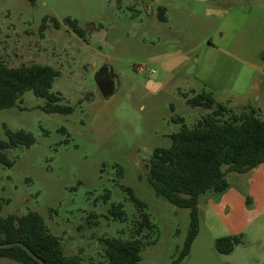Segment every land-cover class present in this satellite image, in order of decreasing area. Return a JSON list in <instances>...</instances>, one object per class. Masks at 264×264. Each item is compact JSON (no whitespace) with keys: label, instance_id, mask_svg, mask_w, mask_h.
<instances>
[{"label":"rangeland","instance_id":"374dc122","mask_svg":"<svg viewBox=\"0 0 264 264\" xmlns=\"http://www.w3.org/2000/svg\"><path fill=\"white\" fill-rule=\"evenodd\" d=\"M158 7L165 9V22L157 18ZM67 17L77 20L83 38L64 23ZM208 21L202 0H0V60L9 67L54 68L59 76L50 91L72 108L70 114L45 113L46 100L26 91L0 110L1 141L3 126L34 139L27 148L6 151L12 166L0 165V216L35 212L66 256L101 261V237L133 235L137 212L129 188L154 225L142 238L138 264H171L186 238L189 210L154 195L147 179L154 148L170 145L169 135L181 128L178 118L191 128L207 114L186 103L203 91L232 109L255 108V94H228L202 79L215 26ZM103 78L110 89L104 93L96 85ZM257 95L263 102L264 91ZM220 194L199 197L198 233L179 264H264L262 232L255 241L248 232L236 234L241 242L229 254L215 251L214 240L226 232L212 206ZM117 204L124 221L109 214ZM0 264L18 263L0 258Z\"/></svg>","mask_w":264,"mask_h":264},{"label":"trees","instance_id":"16d2710c","mask_svg":"<svg viewBox=\"0 0 264 264\" xmlns=\"http://www.w3.org/2000/svg\"><path fill=\"white\" fill-rule=\"evenodd\" d=\"M34 3L35 0H29ZM157 18L165 22V9L157 8ZM46 17L41 28H44ZM54 27L59 23L52 18ZM64 23L79 38L85 31L77 20L64 19ZM59 76L58 71L48 65L29 64L9 67L0 60V110L13 107L26 91L46 100L45 113L70 114V106L59 104L60 96L52 93L51 87ZM190 107L207 110V114L196 120L188 128H181L169 135L167 148H154L148 161V182L156 197L167 200L177 208L189 210V224L186 238L178 257L171 264H179L189 254L191 243L198 233V201L206 192L222 193L228 188L227 174L248 173L264 163V119L259 111L246 106L235 111L215 102L212 92H201L186 98ZM6 140H0V165L11 167L6 151L17 147H29L34 139L29 132L10 131L4 126ZM121 175V168H119ZM134 204L137 219L133 223V235L121 237H101L102 260L83 262L77 256L63 253L60 239L54 235L43 218L35 212L23 215L0 216V243L20 242L44 264H138L142 238L154 232V225L146 205L137 199L132 190L124 188ZM109 214L114 220L124 221L127 216L121 204L112 205ZM241 242V237L222 236L216 238L213 246L220 254H229ZM0 258L18 264H39L18 246L0 249Z\"/></svg>","mask_w":264,"mask_h":264},{"label":"crops","instance_id":"0c3cea01","mask_svg":"<svg viewBox=\"0 0 264 264\" xmlns=\"http://www.w3.org/2000/svg\"><path fill=\"white\" fill-rule=\"evenodd\" d=\"M202 6L212 19L209 24H215L208 33L210 51L202 60V79L228 94H255L253 105L263 119L264 101L257 92L264 91V0H202ZM229 179L212 204L225 236L248 232L254 240L262 232L264 242V163Z\"/></svg>","mask_w":264,"mask_h":264},{"label":"water","instance_id":"95a60500","mask_svg":"<svg viewBox=\"0 0 264 264\" xmlns=\"http://www.w3.org/2000/svg\"><path fill=\"white\" fill-rule=\"evenodd\" d=\"M96 82L100 83V80H97ZM102 93L103 89H99ZM108 92V91H107ZM13 246H18L21 249H23L27 254H29L36 262H38L39 264H44L43 261H41L38 257H36L33 253L30 252L29 249H27L22 243L20 242H13V243H0V249H6V248H10Z\"/></svg>","mask_w":264,"mask_h":264},{"label":"flooded vegetation","instance_id":"af4514ba","mask_svg":"<svg viewBox=\"0 0 264 264\" xmlns=\"http://www.w3.org/2000/svg\"><path fill=\"white\" fill-rule=\"evenodd\" d=\"M103 72H104L103 70H100L98 72V76L100 78H102V76L104 75ZM96 85H97L98 89H101V90L103 89V91H106L107 92V91L110 90L109 89V82L105 78L101 79L100 83L96 82Z\"/></svg>","mask_w":264,"mask_h":264}]
</instances>
